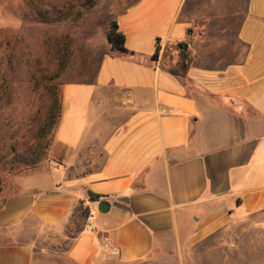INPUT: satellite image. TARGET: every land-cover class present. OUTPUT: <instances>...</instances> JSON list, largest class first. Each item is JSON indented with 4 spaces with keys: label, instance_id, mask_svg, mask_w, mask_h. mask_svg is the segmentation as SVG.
Listing matches in <instances>:
<instances>
[{
    "label": "crops",
    "instance_id": "0c3cea01",
    "mask_svg": "<svg viewBox=\"0 0 264 264\" xmlns=\"http://www.w3.org/2000/svg\"><path fill=\"white\" fill-rule=\"evenodd\" d=\"M191 2L113 9L129 53L107 27L93 79L60 87L45 170L0 207V264H40L38 243L79 209L95 230L72 237V264L157 260L249 219L264 239V0ZM179 43L185 77L169 71ZM29 218L34 238L18 241Z\"/></svg>",
    "mask_w": 264,
    "mask_h": 264
},
{
    "label": "rangeland",
    "instance_id": "374dc122",
    "mask_svg": "<svg viewBox=\"0 0 264 264\" xmlns=\"http://www.w3.org/2000/svg\"><path fill=\"white\" fill-rule=\"evenodd\" d=\"M135 1L0 0V117L16 122L37 110L43 112L55 95L60 98L62 85L91 81L100 58L107 52L102 33L113 22V9L121 10ZM191 1L187 0L185 8L189 13ZM1 134L5 132L1 130ZM45 159L21 173L0 172V207L22 192V177L45 170ZM80 211L70 218L68 231H50L48 242L38 243L40 264H72L66 251L85 224ZM252 222H240L231 230L178 252L171 248L157 260L131 264H264V239L256 242ZM37 226L29 218L17 240L33 239Z\"/></svg>",
    "mask_w": 264,
    "mask_h": 264
},
{
    "label": "trees",
    "instance_id": "16d2710c",
    "mask_svg": "<svg viewBox=\"0 0 264 264\" xmlns=\"http://www.w3.org/2000/svg\"><path fill=\"white\" fill-rule=\"evenodd\" d=\"M107 41L112 51L129 53L124 47V35L118 31L114 21L110 23L107 31ZM177 48L180 60L169 71L173 75L185 77L190 63L187 44L179 43ZM158 51L159 47L156 46L153 59L157 57ZM51 102V105L48 104L43 107V112L37 110L34 114L16 122L0 117V131L5 132V134L0 135L1 173L6 172V175H10L33 169L45 158L53 129L60 115V98L57 99L55 95ZM2 181L0 179V183ZM98 198V195L89 193L90 200ZM80 214L82 217H86L84 210H81Z\"/></svg>",
    "mask_w": 264,
    "mask_h": 264
},
{
    "label": "built area",
    "instance_id": "2783aa9c",
    "mask_svg": "<svg viewBox=\"0 0 264 264\" xmlns=\"http://www.w3.org/2000/svg\"><path fill=\"white\" fill-rule=\"evenodd\" d=\"M85 228L89 231H94L95 230V227L94 225L92 224L91 220H90V217H86L85 218Z\"/></svg>",
    "mask_w": 264,
    "mask_h": 264
}]
</instances>
